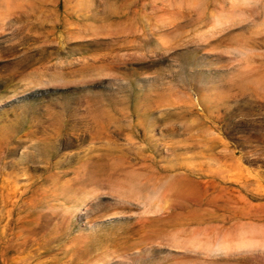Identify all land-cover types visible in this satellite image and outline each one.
Masks as SVG:
<instances>
[{
  "label": "rangeland",
  "instance_id": "rangeland-1",
  "mask_svg": "<svg viewBox=\"0 0 264 264\" xmlns=\"http://www.w3.org/2000/svg\"><path fill=\"white\" fill-rule=\"evenodd\" d=\"M0 264H264V0H0Z\"/></svg>",
  "mask_w": 264,
  "mask_h": 264
}]
</instances>
